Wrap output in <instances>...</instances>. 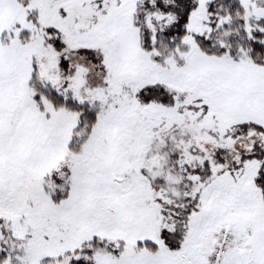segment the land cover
I'll list each match as a JSON object with an SVG mask.
<instances>
[{
    "label": "snow or ice",
    "instance_id": "obj_1",
    "mask_svg": "<svg viewBox=\"0 0 264 264\" xmlns=\"http://www.w3.org/2000/svg\"><path fill=\"white\" fill-rule=\"evenodd\" d=\"M0 264H264V0H0Z\"/></svg>",
    "mask_w": 264,
    "mask_h": 264
}]
</instances>
